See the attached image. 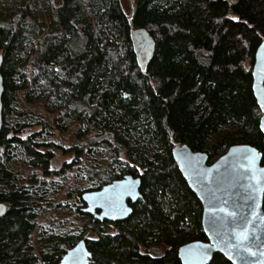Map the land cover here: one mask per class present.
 Segmentation results:
<instances>
[{
	"label": "trees",
	"instance_id": "obj_1",
	"mask_svg": "<svg viewBox=\"0 0 264 264\" xmlns=\"http://www.w3.org/2000/svg\"><path fill=\"white\" fill-rule=\"evenodd\" d=\"M140 28L155 42L145 72L130 42L131 29ZM263 40L264 0H133L129 14L120 0H0V203L7 208L0 264H59L80 240L91 264H181L178 249L206 237L201 204L172 149L184 144L210 165L230 147L249 145L264 167L252 90ZM70 129L83 146L70 147L71 161L55 169V151L66 150L54 132ZM102 149L113 164L99 166ZM84 153L76 179L88 187L64 199L79 205L77 235L47 233L36 252L38 218L57 193L52 180ZM22 169L36 172L23 181ZM125 176L140 178L142 195L126 220L111 224L82 213L83 193ZM210 264L230 263L215 255Z\"/></svg>",
	"mask_w": 264,
	"mask_h": 264
},
{
	"label": "water",
	"instance_id": "obj_2",
	"mask_svg": "<svg viewBox=\"0 0 264 264\" xmlns=\"http://www.w3.org/2000/svg\"><path fill=\"white\" fill-rule=\"evenodd\" d=\"M130 42L136 64L145 72L154 55L155 42L143 28L131 29ZM2 63L0 54V70ZM252 80V90L261 112L259 130L264 136V40L255 53ZM3 90L0 73V133ZM172 158L189 190L201 204V225L206 237V242L194 241L178 249L181 264H210L215 255L222 256L230 264H264L262 153L249 145L232 146L208 165L206 154L192 152L186 145L177 144L172 149ZM140 185V178L126 176L98 191L85 192L81 195L85 205L82 211L98 221H124L132 212L128 202L136 203L140 199ZM6 209L0 203V216ZM201 252L205 255H199ZM59 264H91V253L85 241H78L61 257Z\"/></svg>",
	"mask_w": 264,
	"mask_h": 264
},
{
	"label": "rangeland",
	"instance_id": "obj_3",
	"mask_svg": "<svg viewBox=\"0 0 264 264\" xmlns=\"http://www.w3.org/2000/svg\"><path fill=\"white\" fill-rule=\"evenodd\" d=\"M120 3L123 7V10L129 14L131 12L133 0H120ZM35 112H41L42 116L45 118H50V116L45 113L42 109H38L36 107H32ZM74 129H70L68 132H65L64 135L59 134L58 131L54 132L55 142L60 143L63 147V150H56L54 160L52 161V167L58 169L61 167L63 163L70 162L72 158V153L68 152V149L73 146H83V142L75 139L73 135ZM105 149H102L103 153L97 154L96 160L99 162L100 167H106L112 163L111 154L105 152ZM87 155L84 153L81 161H79V165L73 167L69 173L63 177L61 180L54 179L52 181H56L57 183V193L52 197L53 206L48 208L46 212L38 218L37 229L33 233L32 245L34 249L38 250V248H44V239L47 237L45 234L53 236H66V235H77V229L81 225V220L77 217V201H68L66 202V196L74 197L73 194L75 192H80L84 187H88V182L86 179H76L77 170L85 166L87 162ZM91 157V156H90ZM22 177L23 181L27 179L29 174H32V170L22 169ZM40 175V172H37ZM65 205V206H63ZM77 228V229H76ZM41 232L43 234L41 235ZM165 248H161L163 251Z\"/></svg>",
	"mask_w": 264,
	"mask_h": 264
},
{
	"label": "flooded vegetation",
	"instance_id": "obj_4",
	"mask_svg": "<svg viewBox=\"0 0 264 264\" xmlns=\"http://www.w3.org/2000/svg\"><path fill=\"white\" fill-rule=\"evenodd\" d=\"M125 177H126V176H125ZM122 179H123V178H122ZM122 179H120V180H122ZM114 181H117V180H114ZM112 182H113V181H112ZM112 182H111V183H112ZM111 183H107V184H105V185H103V186H106V185L111 184ZM103 186H102V187H103ZM140 186H141V185H140ZM102 187H101V188H102ZM101 188H100V189H101ZM100 189H98V190H100ZM98 190H96V191H98ZM139 193H140V188H139ZM141 200H142V195H141V193H140V199H138L137 202H138V201H141ZM81 201H82V200H81ZM82 204H83V202H82ZM131 204H135V203L128 202V205H129V206H130ZM83 206L85 207L84 204H83ZM84 207L81 208V211H82V209H84ZM130 207H131V206H130ZM82 213H83V211H82ZM85 215H87V214H85ZM88 216H90V215H88ZM92 217H93V216H92ZM95 220H96V219H95ZM100 222H107V223H111V224L117 223V222H110V221H106V220H103V221H100ZM118 222H121V221H118ZM88 251H89V250H88ZM89 252H90V251H89Z\"/></svg>",
	"mask_w": 264,
	"mask_h": 264
},
{
	"label": "snow or ice",
	"instance_id": "obj_5",
	"mask_svg": "<svg viewBox=\"0 0 264 264\" xmlns=\"http://www.w3.org/2000/svg\"><path fill=\"white\" fill-rule=\"evenodd\" d=\"M117 187H121V186H117ZM124 191H127V189H124ZM123 194V191L121 192V195ZM199 255H205V253L201 252L199 253Z\"/></svg>",
	"mask_w": 264,
	"mask_h": 264
}]
</instances>
